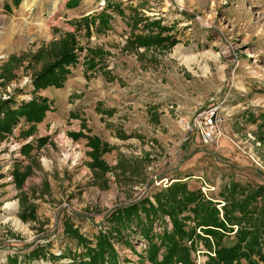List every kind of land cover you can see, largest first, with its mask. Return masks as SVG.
<instances>
[{
	"label": "rangeland",
	"instance_id": "374dc122",
	"mask_svg": "<svg viewBox=\"0 0 264 264\" xmlns=\"http://www.w3.org/2000/svg\"><path fill=\"white\" fill-rule=\"evenodd\" d=\"M24 1L4 18L0 11V103L17 109L42 99L51 110L39 122L21 118L0 140V264L12 256L17 264H73L70 253L83 250L65 224L94 248L115 209L177 179L218 210L229 183L264 186V0H96L95 12L71 20L65 0L35 2L25 13ZM148 32L167 40L127 43ZM66 35L76 56L68 76L82 81L62 108L45 91L56 96L63 86L35 89L33 80L55 62ZM206 107L223 117L217 145L183 142L177 120ZM94 147L100 170L91 166ZM17 173L25 175L20 186ZM164 220L156 233L170 230ZM112 245L120 264H149L138 233ZM195 248V264H206L205 248ZM36 249L43 256L29 261Z\"/></svg>",
	"mask_w": 264,
	"mask_h": 264
},
{
	"label": "trees",
	"instance_id": "16d2710c",
	"mask_svg": "<svg viewBox=\"0 0 264 264\" xmlns=\"http://www.w3.org/2000/svg\"><path fill=\"white\" fill-rule=\"evenodd\" d=\"M80 1L67 0L65 6L73 9ZM15 4L18 5L19 1L16 0ZM166 40L159 34L148 32L127 43L149 46L163 44ZM56 45L58 57L35 77V89L62 87L69 74L68 66L75 62L71 35H66ZM39 100L40 104L35 101L21 103L17 109L11 107L10 100L0 103V113H4L0 118V140L3 133L21 118L27 122L43 119L45 112L51 108L45 105L44 100ZM260 118L264 122V115ZM91 140L94 146L99 142L95 138ZM29 147L25 145L23 149ZM93 152L91 166L100 170L102 163L97 147ZM17 175L20 186L25 175ZM219 198L217 200L224 203L221 210L217 209L218 203L213 198L205 196L199 189L189 190L185 181L177 179L167 187L152 192V201L146 196L115 209L108 217L111 225L108 231L100 229L94 236V248L79 230L65 224L63 233L83 250L70 253L73 264H120L121 259L112 245V239L116 238L122 243L125 238L129 240L132 233H138L141 239L148 241L146 258L149 264H195L191 251H196L195 245L199 243L205 248L206 264H264V186L248 189L231 182L222 188ZM165 217L171 225L170 230L164 227L156 233L155 224L157 227L166 226ZM234 226L237 228L235 233ZM187 242L191 245L188 246ZM42 256V251L36 249L27 255V259L31 261ZM6 264H17L16 257H8Z\"/></svg>",
	"mask_w": 264,
	"mask_h": 264
},
{
	"label": "built area",
	"instance_id": "2783aa9c",
	"mask_svg": "<svg viewBox=\"0 0 264 264\" xmlns=\"http://www.w3.org/2000/svg\"><path fill=\"white\" fill-rule=\"evenodd\" d=\"M103 6H105V2L101 1L99 9L101 10ZM222 123L223 117L220 115L218 107H206L189 118L180 117L177 120L183 142H190L191 138L197 137L202 145L213 147L217 145L222 136ZM39 263L42 264V261L40 260Z\"/></svg>",
	"mask_w": 264,
	"mask_h": 264
},
{
	"label": "crops",
	"instance_id": "0c3cea01",
	"mask_svg": "<svg viewBox=\"0 0 264 264\" xmlns=\"http://www.w3.org/2000/svg\"><path fill=\"white\" fill-rule=\"evenodd\" d=\"M18 1V0H17ZM20 1V0H19ZM96 0H81L79 5L76 8L69 9L66 8L65 3L67 0L62 5V12L63 15L66 16V19H76V18H81L84 16H87L88 14H91L92 12H95V10H91L90 7L92 6V3ZM15 2L16 0H0V11L2 12L3 15H1L3 18L6 17V15H10V13L15 9ZM23 2V1H22ZM20 3V2H19ZM20 5V4H19ZM18 5V6H19ZM76 75H73L72 73L70 76L67 77L65 83L63 84V87L61 89H57L55 92H57L56 96H53L51 93L52 91H45V96L47 98H50L53 103L60 102L62 105V108L64 107V101L67 99L69 93L77 86L81 84L82 78L75 77ZM63 111V109H62ZM61 111V118H64V112ZM84 111V110H83ZM73 112V111H68V113ZM86 117V116H84ZM46 116V120H47ZM51 121H46V124L50 123Z\"/></svg>",
	"mask_w": 264,
	"mask_h": 264
},
{
	"label": "bare ground",
	"instance_id": "6f19581e",
	"mask_svg": "<svg viewBox=\"0 0 264 264\" xmlns=\"http://www.w3.org/2000/svg\"><path fill=\"white\" fill-rule=\"evenodd\" d=\"M35 2H41V4L47 2V3H52L53 5H54V3H55V2H53L52 0H25V1H24V4H23V6H22V10H24V13H25V12H29V11H31ZM51 15H52V13H51ZM38 21H39V20H38ZM37 26H38V28H39L40 34H43V33L46 32V25H45V23H44L43 21H39V22L37 23ZM2 56H4V55H3L2 52H0V57H2ZM11 205H12V204H9V205L7 206L8 209H10Z\"/></svg>",
	"mask_w": 264,
	"mask_h": 264
}]
</instances>
